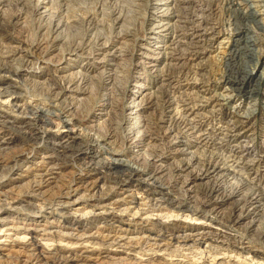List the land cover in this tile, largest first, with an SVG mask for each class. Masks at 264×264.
Wrapping results in <instances>:
<instances>
[{
    "label": "bare ground",
    "instance_id": "1",
    "mask_svg": "<svg viewBox=\"0 0 264 264\" xmlns=\"http://www.w3.org/2000/svg\"><path fill=\"white\" fill-rule=\"evenodd\" d=\"M42 1L41 4L39 3L40 6H38L41 10L40 15H43L44 17L47 14L49 15V13H47L49 9L46 8L45 5H42L45 4V2L43 1V3ZM141 1L142 0H127V3L132 6L135 12ZM201 1L202 0H147L149 12L146 18V26L141 33V43L138 44L139 49L136 53L137 59L135 58V66L138 67L137 75L134 76L133 80L135 83L131 90L128 89L130 93L129 103L125 106L123 97L121 100H117L116 104H113L114 99L112 97L113 100L110 109L108 93V96L101 93L102 98H100V101L98 100L99 102L96 104L99 107L97 110H100V112L96 114L95 120H90L92 123L100 120L105 123L110 122L111 125L114 124V121L112 122L113 115L116 117L118 114H120V116L123 115V118L127 123L125 128L126 133L125 135L121 134V136L123 135L122 140L119 139L122 141V144H130L133 148H136V150L133 151L134 153H130L129 151L125 154V152H122L123 150L119 151L115 149V151L112 152L115 157H104L106 160L104 163L100 164L101 166H98V158L102 155L98 156L97 154L90 152L95 145V140L93 141L94 145H88L87 143L82 144L83 137L79 138L78 135H74V128L78 129L80 127V124L78 123L82 121L75 118L77 114H73L75 117H72V111L70 112L71 108L64 110L63 112L56 108L54 109V107L58 106V102L55 103V101L62 98L61 100L66 102V98L72 97L70 98L71 101L75 100L76 103L83 104V101L86 99L85 97H87L85 96L87 92L82 88L79 89L77 87L79 82L76 83L74 81L75 78L79 77V75L82 74V71H84L87 78L89 77V79H92V72L102 68L108 70L112 68L114 66V63L112 62L119 60V57H123L122 55L124 54L125 49L123 50L122 42L123 40L125 41V38L119 37L122 39V41L120 40L121 43L119 42L112 47L105 46V44L104 46L102 45L104 48H102L100 53L97 54V57L92 60L94 61V65L90 71L78 65V59L81 57V52L79 55L76 51L66 53L62 59L63 62L61 63L63 66L57 69V71H60L63 74L61 76H59V74L57 76L53 75L54 81L57 83L55 88L56 90L58 89V93L54 95L59 96L58 99H55V101L52 102L54 104L50 106L51 108L53 107L55 111L39 107L40 105L38 103L35 104V101L33 100L30 102L24 98L22 99V95L16 92L22 86L21 84H23L21 81H24L22 80V73L30 75L37 74L41 76L43 70L41 71L40 67H38L40 69L37 72L35 69L31 68L32 66H29L30 68L24 67V69L21 67L22 65L19 66L21 69H13L7 65L0 66V100L1 98L14 96V102L5 105L0 103V186L3 187L6 183L12 181V178H10L11 175L15 174L16 171H20L22 167L26 169H37V167L34 168L33 166L42 167L44 162L41 161L35 163L34 156L37 152L47 149L48 146H50L49 148L52 151H50L51 155H48L53 161L49 163V165L53 163L52 166L44 169L42 167L43 173L31 174L29 177L30 180L26 181V183L30 182L27 186L22 187L21 183L24 179L20 176L16 180V183L10 182L11 184L6 190L0 187V190L2 189V191H0V225L2 223H4L3 225L12 224L13 219H15L21 222H31V224L40 223L41 221L44 222L45 225H53V223L54 225L59 224V226L62 225V230L70 228L69 230L71 231H64L63 233L62 231H59L54 235V237H58L57 240L54 241H65V246L57 247L55 249L53 255L56 253H58V255H56L49 264H74V255L73 257L66 255V253L70 252V248L73 246H79L85 249L91 248L92 251L96 252L104 247H106V249L110 247H128L129 249L132 244H139L140 246L138 250L145 253L151 252L152 256L157 255V252H162L164 254L167 253L170 256H180L182 259L177 260L174 264H196L198 258L194 259L195 256H192L191 259H184L185 256L182 252L190 250L191 253L192 249L199 250L200 248L203 250L200 253L202 257H206L204 252H207L212 257L211 259H213L212 263H209L207 260L202 264H247L244 259H241V257L250 254L252 260L255 261L254 264H264V136L261 144L263 155H259L255 152V132L254 130H251L254 128V124L250 123V115H244L246 113L243 114L241 111L242 108L240 107V105L243 107L245 103L247 105L250 102H254V104L258 105L257 102L259 101V97L264 96V87L262 86L264 83V0H226L224 10L228 14L230 20H226L227 27L224 30H219L214 23L215 21L213 22V19L211 20L209 18V14H207L209 13V8L199 5ZM48 3L51 4V2ZM36 5L35 7H38ZM141 7L142 6H140V8ZM59 22H55L57 24L53 31V33H56V36L59 34L58 29L61 26V23L59 24ZM120 27H118L119 30L123 27L122 23ZM17 44L18 46H15L13 51L9 49L11 50L12 55L24 51L22 44ZM215 50H219V53H221V50H224L222 51L223 57L221 60H223V66L225 67V75L223 76L221 83L219 82L221 85L219 86V89L221 90L219 93L209 94L208 90L201 87L196 80L191 81L188 79L189 81L179 83V81L173 79L172 76L169 75L173 73V71H170L171 66L176 67L180 73L183 66L181 63L182 60L187 59L189 63L191 61L195 62L196 60L203 58V54H211ZM28 53L30 54V52ZM40 60L44 63L48 62L44 59L42 60V57ZM27 62L29 61L27 60ZM83 63L84 62H82V64ZM190 64L192 65V63ZM34 65L35 64H33V66ZM259 66H261L259 69L260 71L258 70ZM144 74L156 77L158 81L151 83L149 81L150 79L148 77L146 78V75ZM64 81H66L65 87L61 86ZM163 85L169 87L177 86L183 89L182 94L180 93V95H182L181 97H172L175 99H172L170 103L171 106L167 111L169 114L167 115V120L160 119L162 123H164V121L167 123L171 122L175 127L173 149L168 150V155L166 154L167 152L160 153L159 150L157 151L158 146L162 144L163 137H161V135L160 138L152 137L151 135L143 136L144 131L141 135L142 131L140 129V127L148 122V117L146 118L145 112H150V110L157 105V94L155 93H158V87ZM158 95L160 96V93H158ZM119 98L120 97L117 99ZM235 98L240 103L235 107V110L231 108L233 111L230 114L229 119L227 121L225 120L223 125L218 121L219 124L217 126V130L221 137L219 136L217 139L216 148L220 149L218 150L219 152L226 151L224 157L220 159L217 157L211 163V166L207 164L208 168H204L199 164L203 169L199 168L198 171H195V168H192L194 167L192 162H189V160L185 161V158L181 157V159H179L180 163H176L177 166L175 170L178 173L177 176L179 175L184 178L187 177L186 180L184 179V184L186 192L191 198L202 192V190L200 191V186L212 179L215 184L209 192L210 195L205 192L204 200L199 203L200 205L198 204L199 206H196V203L200 201L196 200V203L193 202L196 204V207L190 205L192 202L179 201V198L176 199V197L170 193L169 187L168 191L160 183V179L163 178L162 176H165L163 174L165 170H167L166 165L169 158L175 159L179 156L188 155V150L191 149L185 147L188 135H194L199 142L204 144L206 140V137H204L205 134L201 132V127L197 124V119L199 118L198 115L201 114V110L206 107L211 108L209 111L212 113L215 111L216 107H219L220 109ZM79 104L78 106L80 107ZM173 104H176V109L173 108ZM1 106H3L2 109ZM76 110H73V112H76ZM226 111L230 112L229 110ZM123 112L125 113L123 114ZM116 117H114L115 121ZM118 119H120V117H118ZM139 119L141 120V125H137L139 124ZM261 119V122L264 124V116ZM87 124L88 123H86V128H88ZM179 124L183 125L182 129L178 128ZM55 127L61 129L60 133L56 131L59 134H53L51 132ZM138 129H140V132ZM107 130L109 131L110 128ZM138 132L140 135L137 134ZM262 134H264V130L262 131ZM103 136L105 137L104 134ZM112 136H107L99 141L97 139V147L100 144L98 142L109 140ZM44 140H49V144L46 143L47 146H42ZM152 141L157 143L154 147L155 153H153L152 157L148 158V160L146 159L147 156H145L144 159L143 156L145 153L142 155L141 150L143 147H150ZM112 142L116 143L115 141ZM155 143L152 142L154 145ZM164 143L166 144V142ZM119 146L120 145H118V147ZM124 146L125 145H123V147ZM97 147H94V149ZM112 147L113 146L111 145L110 148ZM128 148L129 147L126 149L128 150ZM145 152H147L146 149ZM152 152L150 151V153ZM196 153H198V151ZM27 154H32L33 156L27 157L25 156ZM73 154H76V161H82V163H79L81 164L79 167H82V172H84L83 176H85V178L82 176L83 178H81L82 180H79L80 182L74 184L72 183L73 180H69V182L63 181L64 174L58 173L54 175L52 173L53 169L62 168V166L58 167L59 162L57 163V160H62L63 163L65 160H73ZM143 159L146 161L147 166L142 164L145 163L143 162ZM132 160L136 162L138 161L139 163L142 161L141 164L144 167L137 166V164L134 166L135 164L131 163ZM172 161L173 160L171 159V162ZM52 175H54L51 177L52 182L48 183L54 185L51 186V190L48 188V190L46 189L44 191L39 190L41 186H44L47 182L44 178ZM223 181L225 183H222ZM80 183L81 185H79ZM221 183L231 186L230 190H226ZM208 184L209 182L207 185ZM34 187H36V190H34ZM130 187H137L136 189L143 187L147 188V191H151V188H157L159 190L157 194H153V192L150 194L152 196L160 195L156 198V201L161 203L160 207L162 206V202H164V206H171L172 203L176 202L177 206L174 209L178 212L186 213L187 218L189 217L192 220H204V222H209L220 229L194 231V229L189 228V226L186 228L189 233H185L187 231L185 228V230L178 228L180 231H177L176 233L171 232L169 235L157 230H153L154 232L150 233V229H147L144 231V233L147 234L145 237L143 236L144 234L138 238L128 237V232L121 231L124 218L125 216H130L133 219L132 221H135L134 218L138 214V207L142 205L141 203H138V200L140 199L136 201L133 196V202H129V204L136 203L135 206L128 205L127 202L125 203V206L122 203L125 198L118 197V192L120 190L126 191L125 189H130ZM116 189L119 191L116 192ZM116 197L118 199H116ZM144 199L146 200L147 197ZM122 205L125 207L120 208ZM225 205L228 207L225 208ZM133 209L135 210L133 211ZM224 210H228L229 212V216L227 217L228 220H223V213H225ZM8 219H11L12 222L9 223L10 221ZM101 219L106 225L109 224L107 228L109 231L106 234H103V231L96 230L92 234H90V232L87 234V231L84 230V223L89 220L93 222L96 220L101 221ZM146 219L148 218L146 217ZM111 221L119 223L117 226H114V223H111ZM128 221H130L129 224H131L132 221ZM67 223L68 225L73 226H65ZM19 226L20 225L13 224L9 228L19 231ZM115 227L118 228L117 231L113 229ZM129 227L130 225H128L127 228ZM38 228L39 227L34 226V228L32 227V229H29L27 226L24 228L26 231L23 232L24 234H37ZM201 229L204 228H200V230ZM28 230H30V232H27ZM42 231L45 232V229ZM111 232L114 233L112 234ZM63 236L65 237L62 238ZM140 240H142L145 246L144 248L142 247ZM30 246L32 252L31 254L29 253V256L27 255L28 261L33 257L32 260L47 264L48 256L46 257L45 254L47 252L46 247H48L49 244L48 246L39 245L34 238L30 242ZM223 253L227 255L229 253L235 254L237 259L234 261L227 259L220 260L219 262L215 261L216 255ZM10 256L12 257L13 255ZM114 257L115 256L110 258V260L108 259L104 261V263H135L126 257ZM8 259L9 254L3 256L0 253V264H19L18 256L14 258L12 257L10 261ZM150 261L153 262V258ZM23 264H26V262ZM153 264L156 263L154 262ZM162 264L170 263H168V261H163Z\"/></svg>",
    "mask_w": 264,
    "mask_h": 264
},
{
    "label": "rangeland",
    "instance_id": "2",
    "mask_svg": "<svg viewBox=\"0 0 264 264\" xmlns=\"http://www.w3.org/2000/svg\"><path fill=\"white\" fill-rule=\"evenodd\" d=\"M41 1L42 0H2L1 1L2 3L0 2V66L7 65L8 67L13 68V69H15V68L21 69L19 66L22 65L21 67L23 69H24V67L28 68L29 66L30 67L32 66L31 68L35 69L37 72L39 71L40 68H41L40 69L41 71L43 70L42 71L43 73L41 76H39L37 74L30 75V74L22 73V80H24V81H21V82L24 84V86H23V84H21L22 86L16 92L22 95L21 96L22 99L24 98L25 100L30 101V102H32V100H33V101H35L34 102L35 104L38 103L40 105L39 107H42V108L48 109V110L51 109L50 111H53L56 108L57 110L63 112L64 110L71 108L70 112L72 111V113H71L72 117H75V115L77 114L75 118L78 119L79 121H82V122L78 123V124H80V127L78 129L74 128L75 129L74 135H78L79 138L83 137L82 138V144L87 143L88 145H94L93 143L95 142V145L92 147L90 152H93L94 154H97L98 156L102 155L98 158V161H99L98 166L101 163L105 162L106 159H104V157L105 158H107V157L112 158L114 156V154H112V152H114L115 149L119 150V151L123 150L122 152H125V154H126V152H129V151H130V153H132L133 151L136 150V148H133V146H131L130 144H127V145L125 143L122 144V141H120V139L122 140V136L125 135V133H126L125 128H126L127 123L124 120L123 115L120 116V114H118L117 117L113 115L112 122L114 121V124H111V125H110V122L105 123L104 121L102 122L100 120L98 122H93L96 124V126H97L96 127L95 124L90 122V120H95L96 114L98 112H100V110H97L99 107L96 104L100 101V98H102L101 96L103 93L106 95L108 93V95H109V96L107 95L108 96V102L110 101L109 102L110 104L107 102L109 104V108L112 105L113 99H114L113 104H116L117 100H121V98H123V97H124L125 106L128 105V103H129L128 101L130 100L129 99L130 93H129L128 89L131 90L133 88V84L135 83V81H133V80H134V76L137 75V71H138V67L135 66L136 59H137L136 53H137V50L139 49L138 44L141 43V41H140V38L142 35L141 33L146 26L145 25L146 24V18H147L148 12H149V5L147 3V0H142L140 2L139 7L135 10V12H134V9L132 8V6L127 3V0H54V1L53 0L52 1L51 0H43L45 2V4H42V5H45L46 8L49 9V11H47V13H49V15L47 14L48 16L46 15L44 17H43V15H40L41 10H40L39 6L41 4ZM222 1L221 0H207V1L202 0L199 4L205 8H209V13H207V14H209L208 16L211 20L213 19L212 20L213 22L215 21L214 23H215V25H217V28L219 30L226 29V27H227V21L226 20H230L228 14L224 10L226 0H222ZM48 2H51V4ZM222 3H223V5H222ZM35 5L36 6L39 5V6L35 7ZM140 6H142V7L140 8ZM50 9H51V11H50ZM53 18L54 19L56 18L57 20L55 19V21H54ZM123 20H124V22H123ZM59 21H61V22H59ZM55 22H57V23L59 22V24L61 23L60 28L63 29L65 27L63 30L60 28L58 29L59 34L57 36H56V33H53V31L55 29V25L57 24ZM121 23L123 24V27H122V29L119 30L118 27H120ZM53 26H54V28H53ZM123 31H124V33H123ZM127 33H129L130 35ZM135 33H136V35H135ZM119 37L125 38V41L123 40V42H122L123 50L125 49L124 50L125 52L122 55L123 57H119V60L112 62V63H114V66L112 68H110L111 70L109 69L110 71L108 69H103V68L100 70H96L95 72H92V76H93L92 79L91 78L89 79V77L87 78L84 71H82V74H80L81 76L79 75V77H81V78L77 77L81 80L75 78L74 81L76 83L79 82L77 84V87L79 89L82 88L83 90H85L87 92L85 95V96H87V97H85L87 100L85 99L84 100L85 102L83 101V104L76 103L75 100L71 101L70 98H72V97L66 98L65 99L66 102H65V101H62L61 100L62 98H59L58 95H54V94L58 93V89L56 90V88H55L57 86L56 85L57 83L54 81L53 75L57 76L59 74V76H61L63 74L60 71H57V69L60 68L61 66H63V64H61V63L63 62L62 59L66 55V53H69L71 51L72 52L76 51V53L79 55V53L81 52L80 53L81 57L78 59V65L85 68L86 70L90 71L94 65V63H93L94 61H92V60L95 57H97V54L100 53L102 48H104L103 47L104 44H105V46L112 47L113 45H116L119 42L121 43L122 39H120ZM17 43L22 44V48L25 52L20 51L16 55L15 54L12 55L11 50L13 51L14 47L18 46ZM113 43H115V44H113ZM9 49H11V50H9ZM81 49H82V51H81ZM222 51H224V50H221V53H219V50L218 51L215 50V51H213L214 53L212 52L211 54L210 53L206 54L207 56L205 54H203V58H201L200 60L198 59L195 62H192V61L190 62V63H192L193 66L189 63V61H187V59L182 60L181 63L183 66H182L180 73L178 72L176 67L171 66L170 71L171 72L173 71V73L169 74V75L172 76L173 79H176L177 81H179V83H183L184 81H189V80H191V81L196 80V82L198 84H200L201 87L208 90L209 94H214V93L217 94V93H219V91H221L219 89V86H221L220 85L221 80L223 79V76L225 75L224 74L225 73L224 72L225 67L223 66V60H221L223 57ZM26 52H27V54H26ZM28 52H30V54ZM186 54H187V52H186ZM41 57H42V60L44 59V60H46V62L47 61L48 62L44 63L43 61H41L40 60ZM203 59H205V60H203ZM27 60L29 62H27ZM185 61H187V62H185ZM82 62H84V63L82 64ZM200 62H202V63H200ZM33 64H35L36 66L34 65L35 66L34 67ZM46 64H47V66H46ZM12 65H13V67H12ZM117 65H118V67H117ZM38 67H40V68H38ZM260 67L261 66L258 67V70L260 69ZM42 68H44V69H42ZM72 71H74V70H72ZM144 75H146V74H144ZM184 75H186V76H184ZM83 76L86 77L87 79L84 78ZM147 77L150 79L149 81L151 83L158 81L156 79V77H152L151 75H148V76L146 75V78ZM110 81H111V83H110ZM217 81H218V83L219 82L220 83L218 84ZM65 82L66 81L63 82V84H65V85L61 84V86L65 87L66 86ZM83 82H85V83H83ZM76 83H75V85H76ZM108 86H110L111 88ZM262 86L264 87V83L262 84ZM84 87H86V88H84ZM179 90H181V91H179ZM157 92L160 93V96L158 95V93H155V94H157L156 95L157 96L156 97V99H157L156 104L157 105H155V107L153 108L154 110L152 109V110H150V112H145L146 118L148 117L147 118L148 122H147V124L145 123L142 127H140V129L142 131L141 135H142L143 131H144L143 136L151 135L152 137L154 136L156 138H160V135H161V137H163L162 144H160L158 146L157 151L159 150L160 153L161 152H163V153L167 152L166 154L168 155V150L173 149L172 146H173V142L175 140V134H174L175 127L171 124V122L167 123L164 121V123H162L161 120H165V119L167 120V115H169L167 113V111H168L169 107L171 106L170 103L173 99L172 97H174V96H176V98H179V96L181 97L182 95H180V93L182 94L183 89H181L177 86L169 87L167 85H163V86L158 87ZM112 97H113V99H112ZM118 97H120V98L117 99ZM55 99H58V101L57 100L55 101ZM68 100H70V101H68ZM115 100H116V102H115ZM258 100H259L257 102L258 105L254 104V102L253 103L250 102L247 105L245 103V105L243 107H242V105H240V107L242 108L241 111L243 112V114L246 113L244 115H248V116L250 115L249 116L250 117V123L254 124V128L251 130H254L255 137H256L254 140V143L256 146L255 152H257V154H259V155H263L261 144H262V140H263V136H264V134H262V131L264 130V128H263L264 124L261 122V120H262L261 118H263V116H264V103H263L264 96H260ZM53 101H55V103L58 102V104H57L58 106L54 107V109H53V107L52 108L50 107L52 104H54V103H52ZM12 102H14V96L9 97V98H1V100H0V103H2L4 105L8 104V103L10 104ZM59 103H61V104H59ZM239 103L240 102L237 101V99L235 98L234 100L229 101L227 103L228 105L226 104L223 107H221L220 109H219V107L218 108L216 107L217 109L215 108V111L212 112L213 114L211 113V111H209V110H211V108L206 107L203 110H201L200 111L201 114L198 115L199 118L197 119L198 120L197 124L199 127H201L200 128V130H202L201 132H203L205 134L204 137H206V140H205L204 144L199 142V140L196 139V137L194 135H188L189 137L187 136V140H186L187 144L185 145V147L191 148V149L188 148L189 149L188 155L187 156L186 155L179 156L175 159L169 158L168 163H167L168 166L166 165L167 170H165V172L166 171L167 172L166 173L164 172L163 175H165V176H162L163 178L160 179V183L162 184L163 187H165V189L168 190L170 188L169 189L170 193L173 194V196L176 197V199L179 198V201H181V202H183V201L192 202V203H190V205H192L193 207H196V206H199L200 205L199 203H201L204 200V196H205L204 193L205 192H206V194L210 195L209 192L212 189V186H214V184H215L213 182L214 180L210 179L204 185H201L200 191L202 190V192H200L199 194H197L196 196L191 198L188 195V193L186 192V187L184 184V181L186 180L187 177L184 178V177H180L179 175L177 176L178 173L176 172L175 169H176L177 164L180 163L179 159H181V157L185 158V161L189 160V162H192V165L194 166L192 168L193 169L195 168V171H198L199 168L203 169L202 167L208 168V165L211 166V163L217 157H219V159L224 157V155L226 154V151H223L224 153L222 151L219 152L218 150H220V149L216 148L217 147V141H218L217 139L220 136L219 132L217 130V126H218L219 122H220V124L223 125L225 120L227 121L229 119L230 114L232 113L233 110H235V107H237ZM78 104L80 105V107L78 106ZM3 106H1V109ZM173 108L176 109V104H173ZM73 110H76V112H73ZM83 110H84V112H83ZM87 110H88V112H87ZM226 110H229L230 112H227ZM217 111H218V113H217ZM247 111H249V112H247ZM242 112H241V114H242ZM124 113L125 112H123V114ZM73 114H75V115H73ZM204 114H205V116H204ZM163 116H166V117H163ZM225 116H226V118H225ZM114 117H116V121H115ZM118 117H120V119H122V120L118 119ZM201 118H202V120H201ZM140 119H142V118H140ZM115 122H116V124H115ZM86 123H88L87 124L88 128H86ZM141 124L142 123L140 120L139 124H137V125H141ZM168 124H170L172 126H170ZM107 125H108V127H107ZM113 126H115V127H113ZM164 126H166V127H164ZM109 128H110V130L108 131L107 129H109ZM178 128L182 129L183 125L179 124ZM140 129H138L139 132H140ZM212 129H214V130H212ZM60 130L61 129H59L58 127H55L51 130V132L53 134H59ZM56 131L59 133H57ZM214 131H215V133H214ZM216 131L218 134L216 133ZM139 132L137 133L138 135H140ZM103 134L105 135V137L103 136ZM121 134H123V135L121 136ZM171 134H173V135H171ZM208 135H210V136H208ZM107 136H112V138L110 137L109 140H106L103 142H101V141L98 142L101 145L99 144L97 147L96 140L98 139V141H99L102 138H106ZM117 136H118V138H117ZM169 137H172V138H169ZM215 137H216V139H215ZM189 138L191 139V141ZM76 140H78V139H76ZM197 140H198V142H197ZM48 141L49 140H47V141L44 140V142H43L44 144H42V146L43 145L47 146V144H49ZM112 141H115L116 143H114ZM104 142H106V143H104ZM152 142L155 143L154 141H152ZM152 142L150 143L151 148L148 146V148L143 147L144 150L143 149L141 150L142 155H144V153H145V155L143 156L144 159H145V156H147L146 159L148 160V158H151L153 153H155L154 147L156 146L157 143H155V145H154V144H152ZM164 142H166V144ZM111 145L113 146L112 148H110ZM115 145L117 148L115 147ZM118 145H120V146L118 147ZM123 145H125V146L123 147ZM161 145H162V147H161ZM49 147L50 146H48L47 149L44 150L45 152L39 151V152H37L38 154L36 153L34 156L35 161L34 160L33 161L35 163L41 162V161L44 162L42 165L43 169L53 165V163L51 165H49V163L52 161V159L49 156V155H51L52 151L50 150ZM94 147H97V148L94 149ZM127 147H129L128 150L126 149ZM145 149L147 152H145ZM195 150H196V152L198 151V153H196ZM150 151L151 152L154 151V152L150 153ZM192 152H193V154H192ZM146 153H148L149 155ZM150 154H151V156H150ZM197 154H199V155H197ZM106 155H108V156H106ZM25 156L32 157L33 155L27 154ZM52 156H53V154H52ZM72 156H73L72 158L74 161L73 160H65V162L63 163L62 160H60V161L57 160L56 162L57 163L59 162L58 167L62 166V168L61 169H53L52 173L54 175H56L58 173L64 174V178L62 180L66 181V182H69V180L70 181L73 180L72 183L74 184V183L80 182L79 180L83 177L85 178V176H83L84 172H82V167L81 168L79 167V166H81V164H79V163H82V161H78V160L76 161V159H75L76 154H73ZM72 158H69V159H72ZM126 158H128V157H126ZM129 159H130V157H129ZM144 159H143V162H145V163H142V161L139 163L138 161L136 162L133 160L131 161V163L135 164L134 166H136V164H137V166L144 167L146 165V161ZM171 159L173 160L172 162H171ZM141 163L143 165L144 164L145 165L142 166ZM172 163L175 165H173ZM138 164H140V165H138ZM199 164L202 167H200ZM33 167L34 168L37 167V169H32V168L26 169V168L22 167V169L20 171H16L15 174L11 175L10 178H12V181H10V182L16 183V180L18 179V177L22 176V178L24 180L21 183V185H22V187L27 186L28 184H30V182L26 183V181L30 180L29 177L31 174H33V173L34 174H40V172L43 173L42 167H39V166H33ZM168 167L169 168L171 167L170 170ZM102 172H104V171H102ZM54 175L46 176L47 179L45 177L44 180H47V182L45 183L44 186L42 185L43 187L41 186V188L39 190L44 191L47 188L49 190H51L50 189L51 186H54V185H51L48 183L52 182L51 177H53ZM10 182L6 183L3 187L2 186H0V187L4 188V190H6L10 186V184H11ZM208 182H209V184L207 185ZM222 183H225V182L223 181ZM46 184H48V185H46ZM32 185H34V184H32ZM79 185H81V183ZM222 185L225 187L226 190H230L231 186H228L226 184H222ZM136 188L130 187V189L129 188L125 189L126 191H124V190L119 191L118 189H116V192L119 191L118 197H120V198L124 197L125 198V200L122 202L125 206H126V204H125L126 202L128 205L135 206L136 203L129 204V202L130 203L133 202L132 196L135 197L134 200H136V201L138 199H140V200H138V203L142 204L140 207H138L139 210H138V214L134 218L135 221H132L133 219L130 216H125V218H124V222L122 223L121 231L128 232V234H127L128 237H132V238L137 237L138 238L139 236L141 237L143 234H144L143 236L145 237V235H147V234H145L144 231L147 229H150V233H153L154 231L157 230L159 232H163V233H166L168 235L171 234V232L176 233L177 231H180V230H178V228L179 229H184V228L186 229L189 226H190L189 228L194 229V231H202L205 229H206V231H207V229H209V230H213V229L219 230L220 229L219 227H216L209 222H204V220H192L189 217L187 218L186 213L178 212L177 210L174 209L177 206L176 202L172 203L171 206H164V202H162V206L160 207L161 203L156 201V198L160 195L152 196L150 194L151 192H153V194H157V192L159 191L157 188H153V189L151 188L150 189L151 191H147V188H143V187H139L140 189H136ZM34 190H36V187H34ZM0 191H2V189ZM184 194H186V195H184ZM146 197H147V199L145 200L144 198H146ZM180 198H181V200H180ZM116 199H118V198L116 197ZM196 200L200 201V202L196 203ZM193 202L196 203L197 205L194 204ZM124 205L120 206V208L125 207ZM227 207L225 205V208H227ZM134 210L135 209H133V211ZM225 210H224L225 213H223L224 214L223 220H228L227 217L229 216V212H228V210L227 211H225ZM146 217L148 219H146ZM139 219H141V220H139ZM8 220L7 221L9 223L12 222L11 219H8ZM128 220L132 221L131 224H129L130 221H128ZM111 223H114V226H117L119 222L111 221ZM3 224L4 223H2L0 225V253L3 256H6L9 254V259H8L9 261L12 257L14 258V257L18 256L19 264L20 263L23 264L24 262H26V264H44V263H39V261L32 260L33 257H31L30 258L31 260L28 261L27 257L29 256V253L31 254V252H32L30 242L34 238L36 239V241L39 245H42V246L47 245L48 246V244H49V246L46 247L47 252L45 251L46 252L45 256L46 257L48 256V263L47 264L51 263L52 259H54V257L56 255H58V253L53 255L55 249L57 247H64L65 246V241L64 242L63 241L62 242L54 241V240H57V238H58V237H54V235H56V233L59 231H62V233L64 231H71V230H69L70 228L66 229V230H62L63 229L62 225L59 226V224L54 225V223H53V225L52 224L51 225H45L44 222H42V221L40 223L31 224V222H25V221L21 222V221L13 219L12 224H7V225L6 224L3 225ZM13 224L20 225L19 231H16L12 228H9ZM108 225L109 224L106 225V223L103 222L102 219H101V221L96 220L95 222L89 220L88 222L84 223V230L87 231V234H89V232H90V234H92L96 230L103 231V234H106L109 231L107 229ZM128 225H130L129 228H127ZM27 226L29 229H32V227L34 228V226L39 227L37 234H31V233L30 234H24L23 231H26V230H24V228ZM65 226H73V225H68V223H67V224H65ZM200 228H204V229L200 230ZM43 229H45V232L42 231ZM113 229L116 231L118 230V228H116V227ZM240 230H242V229H240ZM27 232H30V230H28ZM111 233L113 234L114 232H111ZM185 233H189V231L187 230ZM64 237L65 236H63L62 238H64ZM140 241H141L142 247L144 248L145 246H144L142 240H140ZM139 246H140L139 244H132V245H130L129 249H128V247H124V248L110 247L107 249H106V247H104L100 251H96V252L92 251L91 248L85 249V248H81L79 246H73L72 248H70V252L66 253V255L71 256V257H73V255H74V257H73V263L74 264H105L104 261H106L108 259L110 260V258H113V256H115L114 258L126 257L127 259L132 260V262H135L134 264H153L154 262L156 264H162L163 261H168V263L174 264V263H176L177 260L182 259L180 256H170L167 253L164 254L162 252H157V255L152 256L151 252L145 253V252H141L140 250H138ZM30 249H31V251H30ZM15 251H17V252H15ZM202 251H203L202 248H200L199 250L192 249L191 253H190V250H187V251H183L182 254H184V256H185L184 259H191L192 256H195L194 259L198 258L196 261V264H202V263L206 262L207 260L209 261V263H212L213 259H211L212 257L210 256V254H208L207 252H204L206 254V257H204V256L202 257L200 254ZM10 255H13V256L11 257ZM234 255L235 254H231V253H229L228 255L224 254V253L218 254V255H216L215 261L219 262L220 260L222 261L223 259L234 261L237 259L236 255L235 256ZM152 258H153V262L150 261ZM241 259H244L245 263H247V264H249V263L254 264L255 263V261H253L251 258V254L250 255H244L243 257H241ZM1 264H6V263H1ZM11 264H13V263H11Z\"/></svg>",
    "mask_w": 264,
    "mask_h": 264
}]
</instances>
